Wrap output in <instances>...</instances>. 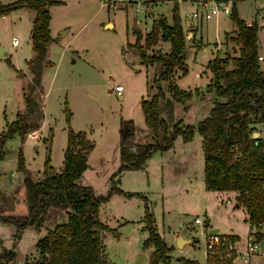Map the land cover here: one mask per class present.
I'll return each instance as SVG.
<instances>
[{
    "label": "rangeland",
    "instance_id": "1",
    "mask_svg": "<svg viewBox=\"0 0 264 264\" xmlns=\"http://www.w3.org/2000/svg\"><path fill=\"white\" fill-rule=\"evenodd\" d=\"M13 1L0 0V6L12 4ZM60 1V5H52L48 9L50 34L59 40L54 43L48 58L55 64V69L50 68L52 64L44 65L40 75L43 88L39 86L32 93L37 107L28 118L31 129L23 138L16 134L2 145L0 216L19 219L27 212L23 174L17 170L19 150L33 181L42 177L47 147L52 171H59L67 128L63 114L64 101L70 111L69 127L81 130L93 143L87 157V168L76 183L91 187L97 196L106 195L112 175L120 164L121 120H132L135 145L152 142V134L145 126L137 105L141 96L150 97L156 93L153 81L158 77L160 66L156 63L145 66L139 62L133 47L135 36L132 34V19L136 18L138 30L144 37L157 16L163 15L170 23L172 2L149 0L142 5L143 0ZM193 1L176 0L180 24L182 27L189 25L192 31L195 25L201 26L196 36L201 35L206 44L193 38L194 31L184 36L185 72L176 70L172 79L179 88L192 92L195 89L197 93H192V98L187 102L188 108L184 110L183 104L171 100L167 92L168 83H160L164 98L159 101V110L168 132L180 120L182 125L195 127L208 116L214 97L206 92L205 84L209 78L206 65L212 56L211 47L219 46V54L237 51L235 43L223 37L225 32L236 30L229 16L217 14L200 25L198 21L190 19L196 7ZM235 2L239 18L258 25L257 51L264 57V0ZM148 5L153 6L151 11L144 8ZM33 15L34 11L25 7L9 10L4 17L0 14V132L7 123L15 120L17 113H25L22 96L28 92L31 73L28 69L24 70L23 59L30 56L27 45ZM14 39L18 42L16 46H12ZM197 44L206 47L201 50L192 47ZM124 47L126 51L122 50ZM168 49L169 43L158 41L146 53L165 55ZM5 52L7 55H4ZM7 59L13 67L7 63ZM129 63L134 68L128 73L126 66L129 67ZM136 69L139 72H135ZM116 84L123 88L119 97L112 90ZM42 94L45 96H40ZM255 128L264 140V123H256ZM181 147H184V152L179 149ZM202 164L200 135L195 132L188 142H183L178 136L172 148L154 153L141 170L121 172L112 178L115 186L122 191L146 197L156 231L162 240L173 244L176 242L175 235L189 236L191 242L181 244L184 248L180 256L185 258L171 251L172 264H203V233L210 227L218 228L222 234L235 235L242 243L254 230L246 220L244 207L237 202L235 191H210L206 188ZM143 214V201L137 196L112 194L99 205L98 220L118 232V237L110 232L100 235L104 254L113 264H150L152 247L143 249L147 236ZM195 218H199L202 224L195 225ZM65 220V211L49 208L39 229L28 227L19 231L17 237L16 227L0 222V251L2 247L13 249L17 264L33 263L38 255L35 247L37 240L53 229L55 224ZM206 223L207 227H204ZM174 229L177 231L174 232ZM139 255H142L140 262ZM260 259L253 258L249 264ZM220 264L224 263L220 261ZM237 264L245 263L239 261Z\"/></svg>",
    "mask_w": 264,
    "mask_h": 264
},
{
    "label": "trees",
    "instance_id": "2",
    "mask_svg": "<svg viewBox=\"0 0 264 264\" xmlns=\"http://www.w3.org/2000/svg\"><path fill=\"white\" fill-rule=\"evenodd\" d=\"M170 1L173 7L170 23L163 15H159L151 23L150 30L144 37L139 30H132L135 36L133 47L137 51L139 62L145 66L151 63L160 66L158 77L153 81L156 93L148 98H142L140 104L144 124L152 134V142L135 145L132 120H121L118 148L120 164L112 178L125 170H141L145 161L154 153L170 149L178 136L183 142H188L197 132L200 135L206 188L210 191H235L237 202L245 209L248 223L256 228L263 226L264 189L261 185L264 183V142L252 136L256 131L255 124L264 123V67L257 58V24L254 22L245 24L239 19L231 0L229 18L235 24L236 31L229 39L235 43L237 51H233V54L214 53L206 65V71L209 72L206 92L214 95L208 116L195 127L182 125L180 120L168 132L159 110V101L164 98L160 83H168L167 92L171 100L183 104L184 110L188 108L187 102L192 98V93H197L195 89L192 92L179 88L172 79L176 70L185 72L186 42L176 0ZM61 3L60 0H17L12 4L0 6L1 15L20 7L34 11L30 27V45L35 53L32 60L26 63L31 73V81L28 92L22 96L25 113H17L15 120L7 123L5 129L0 132V159L3 157L2 145L7 139L16 134L23 138L31 129L28 118L34 114L37 107L32 93L40 84L44 57L50 42L48 9L49 6ZM158 41L169 43L168 53L158 56L147 55L146 51L156 46ZM194 46L197 49L201 48L200 44ZM63 114L67 126V140L62 152L60 170L52 171L47 147L42 177L33 181L25 169L24 159L19 150L17 170L23 174L27 212L19 219L0 216V222L10 223L16 227L17 237L19 231L28 227L39 229L49 208L65 211V222L55 224L53 229L48 230L45 236L37 240L36 260L25 264H113L104 254L100 235L102 232H110L114 237H118V232L102 224L97 216L99 205L105 203L112 194L137 196L142 199L144 230L147 233L143 249L152 247L149 255L150 264H171L170 252L174 247L168 246L158 235L145 196L124 193L115 186L112 178L105 196H97L91 187L76 183L87 168V157L93 143L85 133L74 132L69 127L71 117L66 101L63 103ZM15 257L13 249L2 247L0 264H17ZM217 263L220 261L207 257L206 264Z\"/></svg>",
    "mask_w": 264,
    "mask_h": 264
},
{
    "label": "built area",
    "instance_id": "3",
    "mask_svg": "<svg viewBox=\"0 0 264 264\" xmlns=\"http://www.w3.org/2000/svg\"><path fill=\"white\" fill-rule=\"evenodd\" d=\"M195 9L190 14V19H194L199 23L207 21L210 17L217 14H222L228 17L231 13V0H195L193 1ZM185 35L192 34L189 25L183 26ZM17 40H12V46L17 45ZM259 62L263 61L260 56L257 57ZM114 92L119 95L122 91V86L117 85L114 87ZM264 189V183L261 185ZM195 225H201L202 221L199 218L193 220ZM204 234V248L203 254L205 257L218 259L224 264H237L241 261L249 264L253 257L264 259V225L258 227L249 236L246 237L242 243L238 237H233L226 234L216 232L215 234Z\"/></svg>",
    "mask_w": 264,
    "mask_h": 264
},
{
    "label": "crops",
    "instance_id": "4",
    "mask_svg": "<svg viewBox=\"0 0 264 264\" xmlns=\"http://www.w3.org/2000/svg\"><path fill=\"white\" fill-rule=\"evenodd\" d=\"M15 1H17V0H15ZM15 1H13V2H15ZM144 1H149V0H143L142 1V5H144L143 4V2ZM236 0H233V4L235 5L236 4V2H235ZM156 5V4H155ZM144 7V6H143ZM147 7V8H146ZM146 7H144L145 9H148L149 11H151L152 10V5H148V6H146ZM235 8H236V13H237V16H238V12H237V5H235ZM34 16V15H33ZM2 17H4V15L2 16ZM33 18V17H32ZM238 18H239V16H238ZM263 18V17H262ZM239 19H241V18H239ZM133 20V19H132ZM242 20V19H241ZM31 21H32V19H31ZM49 21H50V19H49ZM243 21V20H242ZM245 24L247 23V24H250L251 22H245V21H243ZM200 25H201V22L199 23ZM181 25V24H180ZM107 26H110V25H107ZM136 26H137V28H139V26H138V23H137V20H136ZM184 26H185V24H184ZM31 27V26H30ZM195 28L193 29V31H194V36H193V38L195 37L197 40L199 39L201 42H203V40H202V37H201V35L200 36H196L197 34H199V32H200V30H199V28L201 27H199V26H197V25H195L194 26ZM257 27H258V25H257ZM48 28H49V24H48ZM30 31H31V29H30ZM193 31H192V34H193ZM235 31L236 30H232V32H229V33H227V32H225L224 34H223V37H225L226 36V38H228V42L230 41V37L231 36H234L235 35ZM258 31V30H257ZM50 32H51V30H50V28H49V35H50V42H49V44L47 45V51H46V55H45V57H44V65L45 64H52L51 65V69H55L54 67H55V64L53 63V62H50L49 61V57H50V54H51V50H52V48H53V45H54V43H56L57 41H59L57 38H53L52 36H51V34H50ZM227 34H229V35H227ZM223 37H222V39H223ZM257 37V36H256ZM192 38V39H193ZM221 42V41H220ZM220 42H214L213 44H219ZM204 44H206L205 42H203ZM208 44V43H207ZM56 45V44H55ZM16 46V45H15ZM27 47H28V49H27V51H29L30 52V56H28V57H26V58H24L23 59V62H24V65H25V69L24 70H27L28 69V66L26 65V63L28 62V61H30V60H32V58H33V56H34V51L32 50V47H31V45H30V35H29V42H28V45H27ZM192 47H194V45L192 46ZM204 47H206V46H201V48L200 49H198V50H201V49H203ZM218 47L219 46H217V45H213L211 48V53H212V55L214 54V53H218ZM194 48H196V47H194ZM197 49V48H196ZM123 51H126V48L124 47L123 49H122ZM258 52V51H257ZM4 55H7V53L5 52L4 53ZM258 56H260L261 58H263V61L261 62V65L262 64H264V57L262 56V55H260L259 53H258ZM212 57V56H211ZM7 63L9 64V65H11L12 67H13V65L11 64V62H10V60L9 59H7ZM130 64V63H129ZM43 67H45V66H43ZM43 67H42V69H43ZM127 68H128V73L129 72H131L132 71V69L134 68V65L133 64H130L129 65V67L128 66H126ZM16 70V69H15ZM29 70V69H28ZM41 71H43V70H41ZM135 72H139V70H134ZM41 74H42V72H41ZM30 81H31V79H30ZM208 81H209V78H208V80L205 82V84H208ZM39 86L41 87V88H43L42 87V84H41V82H40V79H39ZM117 85H120V84H116V85H114L113 86V89H114V87L115 86H117ZM39 86H37L36 88H38ZM112 89V90H113ZM194 89V88H193ZM113 92H114V90H113ZM123 92V88H122V91H121V93ZM121 93L119 94V95H116L115 94V92H114V94L117 96V97H119V96H121ZM40 96H45V94H42V95H40ZM210 96V95H209ZM211 97V96H210ZM142 98H148V95H147V97H140V99H139V101H138V105H137V108L138 109H140V111H141V108H140V104H141V100H142ZM205 98H207V97H205ZM126 116H128L129 117V115H126ZM125 120V119H124ZM42 121H43V119H42ZM72 130L74 131V132H82L81 130H79V129H77V128H72ZM255 130H256V128H255ZM84 133V132H83ZM254 133V132H253ZM255 133L257 134L256 135V137H258V138H260L263 142H264V140L261 138V136H260V133H259V131L258 130H256L255 131ZM65 136H66V134H65ZM88 138V137H87ZM66 140H67V136H66V138H65V140H64V145H63V149H64V147H65V145H66ZM172 148V147H171ZM63 149H62V152H63ZM182 152H184L185 150H184V147H181V148H179ZM202 152V151H201ZM63 156V155H62ZM63 159V158H62ZM149 159V158H148ZM147 159V160H148ZM147 160L145 161V164H146V162H147ZM145 164H144V166H145ZM61 166H62V161H61V164H60V166H59V170H60V168H61ZM124 172H133V171H129V170H125ZM124 192V191H123ZM127 193H132V192H128V191H126ZM126 192H124V193H126ZM238 204H236V206H237ZM251 227H253V231H255V230H257L258 228H256L255 226H251ZM211 229H217V232H218V228H216V227H210V228H208L207 230H204V233H208V231L209 230H211ZM177 230L176 229H174V232H176ZM252 231V232H253ZM222 234V233H221ZM250 234H251V232H250ZM249 234V235H250ZM248 235V236H249ZM231 236V235H230ZM233 237H235V235L233 236ZM237 237V236H236ZM177 238H182V239H184V240H188V242H186V243H190L191 242V240H189V236H186V237H184V236H182L181 235V237H179L178 235H175L174 236V240L176 241V239ZM166 242V241H165ZM168 245H175V243H173V244H169L168 242H166ZM186 243H184V244H186ZM184 248V245L181 247V248H174V250H173V253L174 254H177V255H179L178 257H183L182 255L180 256V253H181V250ZM205 257V256H204ZM183 258H185V257H183ZM253 258H257V257H253ZM189 259V258H188ZM206 259H207V257H205V259H204V263L203 264H206ZM190 260H194V259H190ZM194 261H196V260H194ZM197 262V261H196ZM172 264V263H171ZM197 264H200V263H198L197 262ZM218 264H220V263H218ZM253 264H264V261L262 260V258L259 260V261H256V262H254Z\"/></svg>",
    "mask_w": 264,
    "mask_h": 264
},
{
    "label": "water",
    "instance_id": "5",
    "mask_svg": "<svg viewBox=\"0 0 264 264\" xmlns=\"http://www.w3.org/2000/svg\"><path fill=\"white\" fill-rule=\"evenodd\" d=\"M132 30H138V28L136 26V18H133V28H132ZM256 135L257 134L255 132L252 134L253 137H256ZM204 227H207V223L204 224ZM216 232H217V229H211V230L208 231V235L215 234ZM186 242H188V240H184L182 238H177L176 242H175V247L176 248H180L181 244L182 243H186ZM262 246H264V244H262ZM141 258H142V255H139V262H140Z\"/></svg>",
    "mask_w": 264,
    "mask_h": 264
}]
</instances>
